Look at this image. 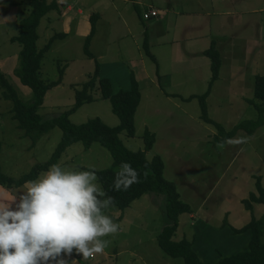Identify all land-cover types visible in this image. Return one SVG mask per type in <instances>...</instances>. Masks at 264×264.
Here are the masks:
<instances>
[{"label": "rangeland", "instance_id": "rangeland-1", "mask_svg": "<svg viewBox=\"0 0 264 264\" xmlns=\"http://www.w3.org/2000/svg\"><path fill=\"white\" fill-rule=\"evenodd\" d=\"M58 4L62 12L66 8H73V12L64 13L63 17L61 11H51L41 19L37 30L39 49L54 35L65 34V38L52 43L42 60L41 79L46 83L58 81L63 69L61 83L48 91L39 110L43 121H50L73 107L76 90L95 72L96 61L100 63V72L103 65L101 76L111 81L114 92L128 90L130 74L139 72L133 65L140 67L144 61L147 76H155L156 65L145 55L146 41L155 54L171 53L172 42L177 39L174 24L201 23L200 28L183 29L180 38L201 39L196 50H192L193 55L213 44L219 53V78L206 100L208 117L213 123L203 119L200 100L189 99L208 91L212 70L207 57L208 70L209 63L204 68L199 66L192 76L189 73L179 76L180 81L190 77L194 82L180 88L177 85L172 91L174 94H167L164 100L153 97V104L143 100L137 120L141 133L130 137L123 132L120 139L129 150L145 151L146 131L150 129L155 135L153 148L146 153L147 159L151 161L156 156L163 159L164 178L176 186L181 200L192 211L180 216L176 241L187 239L199 258L209 263L246 251L251 232L235 233V230L253 218L264 220V205L254 204L253 211H247L242 204L256 192L258 177L264 187V125L251 135L239 131L235 138L247 137L244 143L217 147L220 132L214 123L230 132L242 122L257 117L249 101L254 99L256 77L264 74V0H58ZM151 7L159 12L171 8L167 36L163 35L162 14L144 19L145 11ZM30 10V0H0V71L24 102L32 101L33 92L15 76L21 46L12 38L18 35L19 23ZM93 16L100 19L97 22L95 18L97 35L90 46L95 59H89L84 47ZM200 35H208V43ZM179 52L188 57L191 54L185 44ZM139 77L145 79L144 73ZM123 78L125 82L121 81ZM94 96L95 101L84 104L70 121L80 125L100 118L110 127L118 126L120 120L112 111L111 101L102 98L99 92ZM12 107L13 103L2 97L0 87V168L4 175L18 180L51 158L63 132L53 128L30 148L32 141L17 127ZM145 121L149 127L143 125ZM112 164L111 152L99 143L89 149L81 143L74 144L59 162L64 170L70 171L90 170V166L100 171ZM95 183L101 190L98 181ZM25 191V185L12 189L0 185V196L16 197L13 209ZM165 206L166 197L159 193H147L123 211L110 206L104 214L119 229L115 234L101 237L108 241L103 253L83 259L74 249L71 256L62 254L63 258L68 264H184L182 258L167 256L158 245V236L165 226Z\"/></svg>", "mask_w": 264, "mask_h": 264}, {"label": "trees", "instance_id": "trees-1", "mask_svg": "<svg viewBox=\"0 0 264 264\" xmlns=\"http://www.w3.org/2000/svg\"><path fill=\"white\" fill-rule=\"evenodd\" d=\"M30 13L24 17L18 27V35L12 38L13 42L19 43L20 64L15 70V76L20 83L28 87L33 92V98L30 102H24L14 90L13 85L0 71V87L2 97L13 103L12 118L18 124V128L24 132L26 137L32 141L30 148L35 147L37 142L53 128H60L63 132L62 139L56 147L51 158L41 165H36L32 170L15 180L4 175L0 168V185L6 189L24 186L28 181L37 180L39 175L47 172L51 165L59 164L63 153L74 145L81 143L89 149L94 143H99L108 149L113 157V164L110 168L96 171L97 181L101 191L106 193L104 198L111 196L115 200L114 208L120 211L126 210L131 204L140 199L147 193H159L166 197V206L164 210L165 226L158 236V245L160 249L171 258H182L184 264H264V220L253 218L246 226L236 229L235 233L251 232V239L248 249L244 252L236 253L229 257H223L215 263L202 261L193 250L192 244L187 239L176 241L174 236L179 227V218L181 215L191 213L190 206L181 200V195L176 186L164 178V162L160 156L154 157L151 161L147 159L146 153L153 148L155 142L154 134L146 131V149L145 151L129 150L120 139L121 133L125 132L130 137H135V113L141 101V89L134 74L130 75L131 86L128 90L114 92L113 85L108 78H104L100 73V63L96 61V70L89 76V79L82 84V88L76 90V101L73 107L50 120L43 121L39 110L42 107L45 97L49 90L61 83L63 69H60V79L56 82L46 83L41 79V64L45 54L51 49L52 43L60 38H65V34L54 35L50 42L42 49L37 47L39 39L38 27L41 19L51 11H59L58 0L48 3L47 0H30ZM96 17L91 18L92 28L87 36L85 43V54L89 59H95L90 51L91 41L96 31ZM145 55L149 57L157 66L158 62L149 49V44L144 43ZM204 55L211 61L212 78L209 82L208 91L202 96H191L189 99L198 98L202 106V117L206 122L213 123L208 117V108L206 100L211 93L212 86L219 78L221 61L218 51L213 44L204 51ZM96 92L101 97L109 99L112 103V111L119 118L120 124L116 127L106 125L100 118L87 121L84 124L75 125L70 121V117L84 104L95 101ZM249 103L257 111V117L254 120L244 121L237 125L232 131L225 132L219 124H215L220 132L221 143L229 138H235L239 131H245L248 135L254 134L256 130L264 125V74L255 79L254 99ZM225 144V143H224ZM129 162L134 169L140 173L139 183L133 184L127 191H114L112 184L115 172L118 170L121 162ZM147 165V167H145ZM147 171L145 178L143 175ZM247 211H253L254 204L264 205V187L262 179L257 178L256 192L250 194L249 198L242 201ZM192 218L195 219L194 215Z\"/></svg>", "mask_w": 264, "mask_h": 264}, {"label": "clouds", "instance_id": "clouds-1", "mask_svg": "<svg viewBox=\"0 0 264 264\" xmlns=\"http://www.w3.org/2000/svg\"><path fill=\"white\" fill-rule=\"evenodd\" d=\"M246 140L229 138L217 147ZM139 176L129 162H121L112 190L127 191L140 182ZM95 181L91 166L70 171L54 164L37 180L26 182L15 209L16 197L0 196V264H68L62 254L71 256L74 249L83 259L103 253L108 241L101 237L117 233L119 225L104 214L114 198H104Z\"/></svg>", "mask_w": 264, "mask_h": 264}, {"label": "crops", "instance_id": "crops-1", "mask_svg": "<svg viewBox=\"0 0 264 264\" xmlns=\"http://www.w3.org/2000/svg\"><path fill=\"white\" fill-rule=\"evenodd\" d=\"M151 9H155L158 12V16H156V17H159L162 14V16L165 18L162 20L163 35L167 36L169 34L168 29L170 28V24H168V18H169L168 13L171 12V10H170L171 8L169 7L168 9H165V11H161V12H159L155 7H153V8L151 7ZM59 11H61V9ZM147 11H145V12H147ZM69 12H73V8H69V9L66 8L65 11H63V12L61 11L63 17L65 16L64 13H69ZM79 14H81V10H79ZM176 14L179 16L178 12H176ZM156 17H154V18H156ZM99 19H100V17L97 19V22ZM97 22H96V25H97ZM200 24H201L200 22H192V21H186L184 23L174 24L173 30H174V34L177 37V39L173 40V42H172L173 43L172 52L171 53H165V52L160 51V52H158V54H155L151 51L152 54L155 56L157 62H158L159 75L157 74V66H156L155 76L154 77H151V76L148 77L147 76V70L145 68L146 64L144 61H142V66H140V67H137V66L134 67V65L132 66L135 71L137 68H139L138 73H131V74L135 75V77L139 83L140 89H141V101H140L139 107L137 108V111L135 113V120H134L135 121L134 122V124H135V135L138 133H141L140 129L137 126V120H138L139 110L141 108V103L143 100L146 101V104H153V101H152L153 97L164 100L165 99L164 96H166L167 94H174V92H172V91L174 90V88H177V85L179 86L178 88H180V87H185L184 84L186 85V84H190V83L194 82V81H192V79L190 77L182 79V81H180L179 76L180 77L186 76V73H189V76H192V75L196 74L195 72H197L199 66H202L204 68L207 66V63H209V66L207 67L206 70L209 69V67H210L209 59L203 54L204 51L207 50L209 47H205L201 50H197L200 52L195 53L193 55L192 50H196V48H197L196 45L199 44V42H201L200 41L201 39H199V37H191V38H187L186 40H183L180 38L183 29L194 30V29L200 28ZM180 25H184V26L180 27ZM96 30H97V26H96ZM96 33L97 32L95 31V34H94L92 41L95 39V37L97 35ZM202 33H203V31H202ZM200 36H201L200 38H205V41L208 43V41H209L208 35H200ZM184 44H185L186 48H188V51L191 52L189 57L185 56L183 53L179 52V48L183 47ZM149 47L151 48V45H149ZM199 54H202V55L199 56ZM205 59H207L208 61ZM100 60H102V58H100ZM200 62H202V63H200ZM102 66L103 65H101V72H100L101 75L103 74V67ZM120 71H122V69H120ZM142 73H144L145 79H141V77H139ZM121 75L123 76L122 73H121ZM124 75L126 76L125 79H128V76L126 75V73H124ZM176 77H177V80L176 79L174 80L173 78H176ZM165 79L167 80L166 83L164 82ZM121 81L125 82L124 78ZM143 81H144V85L142 83ZM130 86H131V84L129 85V87ZM129 87H128V89H129ZM153 87H155V88H153ZM123 90H126V89H123ZM162 92L165 93V95ZM167 99H168V97H167ZM152 114L155 116V113H152ZM155 123H156V120H155ZM143 125L144 126L146 125L149 127V123L147 121H145ZM154 126L157 128V123L154 124Z\"/></svg>", "mask_w": 264, "mask_h": 264}, {"label": "built area", "instance_id": "built-area-1", "mask_svg": "<svg viewBox=\"0 0 264 264\" xmlns=\"http://www.w3.org/2000/svg\"><path fill=\"white\" fill-rule=\"evenodd\" d=\"M158 16V12L155 9H150L144 13L143 17L145 20Z\"/></svg>", "mask_w": 264, "mask_h": 264}]
</instances>
